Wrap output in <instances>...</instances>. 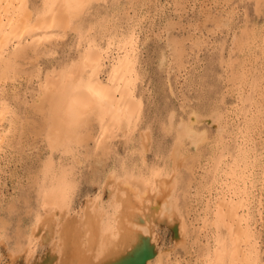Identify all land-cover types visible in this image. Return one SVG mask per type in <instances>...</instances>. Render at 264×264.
<instances>
[{
	"label": "rangeland",
	"instance_id": "374dc122",
	"mask_svg": "<svg viewBox=\"0 0 264 264\" xmlns=\"http://www.w3.org/2000/svg\"><path fill=\"white\" fill-rule=\"evenodd\" d=\"M40 2L24 0L27 26L37 16ZM81 23L83 27L79 32L67 28L62 37L50 38L36 48L31 46L24 53L12 56L9 68L3 77L0 76V111L4 116L0 123L1 262L48 264L45 257L50 251V232L44 230L40 238L28 244L30 226L35 217L44 212L39 187L43 182L40 175L44 176L43 166L48 158L52 157L56 169L61 164L70 171L71 184L75 183L70 203L74 214L85 200L98 197L107 203L109 195L105 180L109 169L118 171L119 168L120 174L125 162L130 167L136 164L134 168L146 172L152 168L159 170L169 162L175 126L185 121L191 112H196L202 117L197 126L206 133V140L197 148L185 140L183 149L187 161L184 167L178 168L179 175L175 178V187L179 188L174 190L175 212L177 219L182 218L181 230L185 232L178 229L180 224H172L166 219L153 222L148 238L152 240L148 245L155 255L149 264H206L213 259L212 248L216 239L225 246L229 243L223 228L217 237L212 234L215 232L212 228V196L228 171L236 164L244 167L242 151L248 147L250 151L248 149L245 154L249 156L245 169L249 183L248 207H244L241 214L245 229L249 230L250 247L255 245L251 248L253 250L250 249L252 264H264V0H99L91 2ZM88 28L90 41L88 38L81 40L79 36H83L81 33H86ZM253 34H257L254 40ZM126 37L136 43L135 52L130 57L131 90L134 89L131 96L137 100L133 102L138 104L139 122L130 134L131 138L119 131L110 144V151H99L95 147L97 122L92 120L87 126L88 137L76 145L80 148L73 146L77 149H71V156L63 153V147L51 151L47 140L48 121L43 118L46 110L41 113L37 109L45 75L50 77L59 71L58 68L61 70L63 63L76 61L83 49L90 46L102 53L104 49L110 50L99 65L100 78L105 80L117 57L116 47ZM30 39L27 37L21 45H28ZM243 40L244 44L239 43ZM173 41L179 57L171 49ZM243 45L252 48H242ZM12 51L11 46L4 55ZM241 59L247 60L246 66ZM212 112L219 113L224 121L226 130L221 135L216 132L215 125L207 122ZM252 115L257 116V122ZM247 120H251L252 125L248 134L244 126ZM143 135L148 141L145 152L140 147ZM75 150L80 157L76 156L78 161L81 160L77 161L78 166L77 158L73 156ZM72 161H75L74 165ZM208 210L213 211L207 213ZM29 252L32 256L27 255ZM10 256L17 257L11 260Z\"/></svg>",
	"mask_w": 264,
	"mask_h": 264
},
{
	"label": "bare ground",
	"instance_id": "6f19581e",
	"mask_svg": "<svg viewBox=\"0 0 264 264\" xmlns=\"http://www.w3.org/2000/svg\"><path fill=\"white\" fill-rule=\"evenodd\" d=\"M92 1L99 0H41L40 10L37 16H34L35 19L33 22L30 26H27L23 13L24 0H0V76L3 77L6 69L9 68L11 57L24 53L28 47L35 46L36 48L37 45L50 38L62 37L67 28L79 32L83 27L81 21L88 11V8L91 6ZM89 30L90 28L86 30V33L80 32L83 35L79 36L81 40H85V38L89 37ZM252 32H254V30ZM250 35H252V33ZM255 35L253 34V40ZM27 37L31 38L30 43L28 45H21L23 41H27ZM232 39H234V37ZM88 41H90L89 38ZM119 42L115 53L117 57H114V62L109 59L112 64L108 71V75L106 74L107 77L105 80L100 78L99 65H101L103 59L106 58L105 55L110 50L107 52L104 49L102 53L90 46L86 50L83 49L84 51L81 52L76 61H72L68 64L63 63L61 70L58 68L59 71L57 70L58 72L55 73L51 71L53 75L51 74L52 76L50 77H47V74L45 75V83L40 89L37 109H39V111L41 110V113L43 109L46 110V116L44 115L45 117L43 118H47L48 121L47 140L51 151L63 147V153H69L71 156V149L73 146L78 145L81 141L85 142L84 140L88 137L87 126L92 120H96L97 122V136L95 137L96 141H94L96 142L95 147L99 151L100 149L104 152L110 151V144L119 131L126 133L129 137L132 136L130 134L138 124V104L133 102L135 99L131 96V91L134 89L131 90L133 82L131 76L132 66L130 62V57L135 52L136 43L134 39L130 37H126ZM196 42L198 45V41ZM233 42H235V40ZM240 42L243 43L244 40L239 41V43ZM11 46L14 51L5 56L4 54ZM172 47L171 49H174L176 51L175 53L173 50L174 53L179 57L175 41L172 42ZM243 47L245 46L243 45L242 48ZM249 47H251V45H249ZM249 47L245 48L248 49ZM251 55L252 54H250V56ZM173 57H175L174 54ZM246 59L245 61L243 59H241L243 61L240 60L245 63V66L247 64ZM249 60H251V58ZM238 65L240 64L238 63L237 66ZM238 72L240 73V70ZM243 72H241V74ZM233 78L235 79V77ZM256 86H258V84ZM260 91L262 92V90ZM36 111L39 112L38 110ZM234 116H236L235 113ZM3 117V113L0 111V123L4 120ZM255 117V121L257 122V116ZM255 117H253V119ZM201 121L202 117L198 113L191 112L185 121L183 120L175 126V141L174 145H172L171 152L169 151V162L164 163L163 166L161 164L162 167L159 165V170L150 168L151 170L148 169L145 172L139 169L138 166H136L138 168H134L136 165H134V162V167H130L129 164L128 166L125 162L124 164L122 163V172L120 174L118 173L119 168H117L118 171L116 168L109 169L105 180L109 195V200H105L107 203L101 202V198L98 197L97 199L91 198L85 200L81 209L79 211L77 210L78 212H74V214L71 212L70 203L71 190L75 187L72 185L75 183L71 184V179L69 177L70 171H68V168L66 169L64 165L61 166V164L56 169L51 157L52 154L49 155L51 158H48L43 166L44 176L42 177V174L40 175L41 179L43 178V182L39 187V193L42 195L41 206L44 212L39 215L35 214L37 216H34L35 219L30 226L31 228L29 227L28 244L34 242L38 237L40 238L42 232L47 230L50 232L48 238H51V246H49L50 251L45 257L48 264H149L151 258L155 255L148 245V241L152 240H148L151 224L161 219H166L167 222H171L172 224H183V222H181L182 218L181 220L177 219L178 216L175 212L176 199L174 198V190L177 187H175V178L178 177H176V175H179L177 173L178 168L180 166L181 168L184 167L183 165H185V161H187V156L184 155L183 149L185 140H188V143L194 148H197L201 142L206 140V133L199 130L197 126ZM250 121L244 125L246 126L245 130L247 134L249 133L248 130L252 128L250 127L252 126ZM207 122L215 125L217 129L216 132L219 135L222 134L225 127L223 126L224 121H222V117L219 113L212 112L207 118ZM220 137L222 136H219V138ZM140 147L144 152L148 148V141L144 135L143 138H140ZM236 147L238 148V146ZM75 148H73V150ZM248 149L249 147L246 148V150L243 149L242 152H244L245 157L243 156V159L240 158L244 163V167H240V164H234L235 167L233 166V169L230 168L232 170L227 172L225 178L222 179L221 182L219 181L220 184H216V191L214 189L215 195L212 196L214 197L212 198L214 202V211H211H213L212 225L214 226L212 228H214L215 232L212 234H215V237H217L220 229L223 228L225 236L229 239V243L225 246L216 239L215 247L212 246L214 247L212 248L213 259L207 262L208 264L253 263L251 257V250L253 249L251 248L255 245L252 246V244V247H250L251 239L248 235L249 233H247L249 230L246 231L244 219L241 214L244 207L248 205L249 183L248 176H246L247 170H245L247 167V157L249 158V156H247L248 154L245 155ZM75 153L76 155L73 154V156L76 157L77 150H75ZM140 153L142 154V152ZM235 153L237 154V152ZM71 159L73 158L71 157ZM77 161L78 158L76 159V165L78 164ZM74 162H71L73 163L72 165H74ZM239 162L241 161L239 160ZM71 168H73V166H71ZM179 171L182 170L180 169ZM71 175H73V173ZM217 175L215 177H218ZM71 178L73 179L72 176ZM73 181L74 180H72V182ZM212 189L213 188H211V190ZM209 211L210 210H208L207 213H209ZM181 224L180 228L178 225V229L180 230L182 229ZM183 227H186V225ZM181 231L182 233L185 232L183 230ZM204 232H206V230ZM54 234L56 237H54ZM22 249L23 248H21L20 252H22ZM31 252H29V254L27 253V255L29 256L31 254L32 256ZM24 253L26 252L24 251ZM253 254L255 253L253 252ZM11 256L9 258H11ZM15 257L17 256L12 258ZM12 258L11 260H13ZM27 258H25V260H27ZM12 262L10 261V264ZM0 264L4 263L0 260Z\"/></svg>",
	"mask_w": 264,
	"mask_h": 264
}]
</instances>
